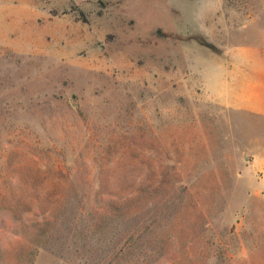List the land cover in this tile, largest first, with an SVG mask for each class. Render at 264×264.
Masks as SVG:
<instances>
[{
  "label": "rangeland",
  "instance_id": "rangeland-1",
  "mask_svg": "<svg viewBox=\"0 0 264 264\" xmlns=\"http://www.w3.org/2000/svg\"><path fill=\"white\" fill-rule=\"evenodd\" d=\"M240 48L264 0H0V264H264Z\"/></svg>",
  "mask_w": 264,
  "mask_h": 264
},
{
  "label": "crops",
  "instance_id": "crops-1",
  "mask_svg": "<svg viewBox=\"0 0 264 264\" xmlns=\"http://www.w3.org/2000/svg\"><path fill=\"white\" fill-rule=\"evenodd\" d=\"M223 64V103L264 115V51L240 48Z\"/></svg>",
  "mask_w": 264,
  "mask_h": 264
}]
</instances>
